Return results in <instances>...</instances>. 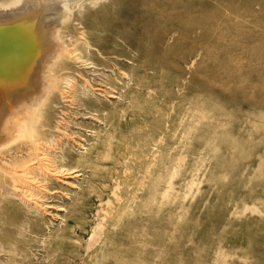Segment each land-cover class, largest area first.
Wrapping results in <instances>:
<instances>
[{
    "label": "rangeland",
    "instance_id": "374dc122",
    "mask_svg": "<svg viewBox=\"0 0 264 264\" xmlns=\"http://www.w3.org/2000/svg\"><path fill=\"white\" fill-rule=\"evenodd\" d=\"M66 1L92 61L122 72L117 98L98 97L110 121L83 123L103 133H83L92 177L32 188L0 264H264V0Z\"/></svg>",
    "mask_w": 264,
    "mask_h": 264
},
{
    "label": "bare ground",
    "instance_id": "6f19581e",
    "mask_svg": "<svg viewBox=\"0 0 264 264\" xmlns=\"http://www.w3.org/2000/svg\"><path fill=\"white\" fill-rule=\"evenodd\" d=\"M59 1L0 0V203L15 205L9 215L14 229L0 240L3 252H15L35 216L32 199L40 190L32 188L47 189L50 176L92 177L96 151L83 133L96 141L103 133L83 123L110 121L98 97L117 98L113 73L122 72L110 58L92 61V42L72 25L85 17L69 10L66 0L58 9ZM74 155L76 163L69 161Z\"/></svg>",
    "mask_w": 264,
    "mask_h": 264
}]
</instances>
